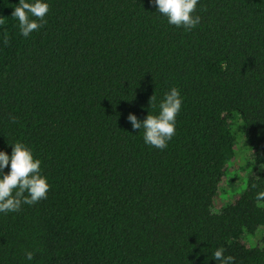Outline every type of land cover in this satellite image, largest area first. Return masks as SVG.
<instances>
[{"label":"trees","instance_id":"1","mask_svg":"<svg viewBox=\"0 0 264 264\" xmlns=\"http://www.w3.org/2000/svg\"><path fill=\"white\" fill-rule=\"evenodd\" d=\"M47 2L25 38L19 0H0V150L25 144L50 186L0 213V264H220L221 247L264 264V0H199L191 30L151 0ZM172 87L182 107L159 150L126 117L156 114L150 97ZM228 175L244 189L214 208Z\"/></svg>","mask_w":264,"mask_h":264},{"label":"clouds","instance_id":"2","mask_svg":"<svg viewBox=\"0 0 264 264\" xmlns=\"http://www.w3.org/2000/svg\"><path fill=\"white\" fill-rule=\"evenodd\" d=\"M151 2L155 5L156 12L166 17L170 25L191 30L200 23V17L194 15L199 0H151ZM48 12L47 0H19L12 15L18 20L20 35L27 38L33 31L42 28ZM149 103L151 107L158 108L156 114H148L141 120L130 112L126 119L133 130L143 129L145 144L164 150L176 132V117L182 107L180 90L176 87L170 88L158 103L156 97L152 95ZM11 146L10 155L0 150V213L18 212L22 205H34L46 199L50 187L47 177L41 174V161L34 158L32 150L22 142ZM5 168L9 169L7 173L4 172ZM255 199L264 201V191L257 192ZM224 251L222 247L217 248L212 258L220 264H235L234 257L225 256ZM33 255L32 251H25L27 261H32Z\"/></svg>","mask_w":264,"mask_h":264},{"label":"rangeland","instance_id":"3","mask_svg":"<svg viewBox=\"0 0 264 264\" xmlns=\"http://www.w3.org/2000/svg\"><path fill=\"white\" fill-rule=\"evenodd\" d=\"M241 131L237 132V136H236V147H237V151L241 152V154H243L244 150L243 149V143L244 141H242L243 136L241 134H239ZM239 135L241 137H239ZM245 146V145H244ZM245 148H249L246 144ZM250 149V148H249ZM247 156L249 155V153H245ZM249 157V156H248ZM241 163V158L237 157L236 160L234 161L233 165L230 166L229 168V173L230 175L233 174L234 176H236L235 178L236 181L239 182V177L243 174L245 175L244 170L247 169V165L246 163L240 164ZM244 167V168H243ZM239 176V177H237ZM232 183L231 178L228 176L225 177V181L222 185H224L225 187H227L229 185V183ZM236 182H234V185H229V187L227 188V191H225V194L223 193H219L218 196L215 199V206L214 208H219L220 205L224 204L227 200H230L229 196H233L235 193H238L240 191H243V187L244 186H236L235 185Z\"/></svg>","mask_w":264,"mask_h":264}]
</instances>
